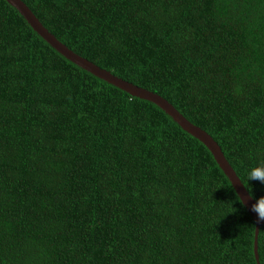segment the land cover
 I'll use <instances>...</instances> for the list:
<instances>
[{
	"label": "trees",
	"instance_id": "16d2710c",
	"mask_svg": "<svg viewBox=\"0 0 264 264\" xmlns=\"http://www.w3.org/2000/svg\"><path fill=\"white\" fill-rule=\"evenodd\" d=\"M58 40L204 129L253 199L264 0H22ZM209 149L66 59L0 0V264H257ZM257 252L264 264V223Z\"/></svg>",
	"mask_w": 264,
	"mask_h": 264
},
{
	"label": "water",
	"instance_id": "95a60500",
	"mask_svg": "<svg viewBox=\"0 0 264 264\" xmlns=\"http://www.w3.org/2000/svg\"><path fill=\"white\" fill-rule=\"evenodd\" d=\"M6 1L18 10V12L25 18L28 24L40 37H42L51 47H53L57 52L62 54L66 59L81 67L82 69L90 72L96 77L101 78L106 82L126 91L132 96H136L138 98L146 99L148 101L153 102L158 107H160L165 113H167L182 129L197 138L209 149L218 166L221 168V170L231 182V185L233 186L240 201L241 198L243 199V201H245V203L242 204L248 210L254 221L255 226L253 237V251L256 263L260 264L257 252V236L259 227L263 223H257L256 214L250 210V206L255 201V199H253L252 197L251 199L249 198L250 194L236 175L231 165L226 160L220 146L213 139V137L201 127L190 122L168 100L163 98L161 95L144 87L135 85L129 81H126L72 51L64 43L58 40L50 31H48L45 26H43V24L39 21V19L31 11V9L22 0Z\"/></svg>",
	"mask_w": 264,
	"mask_h": 264
},
{
	"label": "clouds",
	"instance_id": "9594fccd",
	"mask_svg": "<svg viewBox=\"0 0 264 264\" xmlns=\"http://www.w3.org/2000/svg\"><path fill=\"white\" fill-rule=\"evenodd\" d=\"M248 181H257L264 184V164L253 167L248 172ZM251 199V196L249 197ZM241 203H245L241 198ZM250 210L256 214L257 223H264V196L255 199Z\"/></svg>",
	"mask_w": 264,
	"mask_h": 264
}]
</instances>
